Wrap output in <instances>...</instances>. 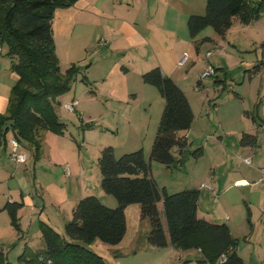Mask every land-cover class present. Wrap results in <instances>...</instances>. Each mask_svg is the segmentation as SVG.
<instances>
[{"label":"rangeland","instance_id":"1","mask_svg":"<svg viewBox=\"0 0 264 264\" xmlns=\"http://www.w3.org/2000/svg\"><path fill=\"white\" fill-rule=\"evenodd\" d=\"M185 1L191 4L189 12L205 13L206 0ZM95 22L101 25L99 19ZM178 29L188 40V56L183 65L175 69L173 79L186 93L195 118L191 128L181 133L186 134L190 142L183 161L167 166L152 160V175L169 193L200 189L199 217L211 222H226L233 236L239 239L237 250L245 264H264V131H259L260 137L253 150L242 152L239 143L242 132L254 133L248 130L258 129L260 122L258 118L253 123L246 112L253 111L264 98V67L251 72L264 60V14L250 24L235 19L224 35L208 26L192 38L185 19ZM54 37L62 71L74 63L80 67L71 90L56 99V111L66 123L65 132L60 135L66 143L63 147L58 145L65 163L59 167L52 164L47 158L50 155L47 144L43 145L39 160L34 158L31 146L22 145L27 160L21 164L0 151V159H4L3 166L8 170V173L0 171V206L12 196L21 199V188L35 201L33 207L20 211L19 230L11 223L7 212L0 210V238L4 242L0 243V249L5 250L7 260L12 263L18 261L26 246L33 251L44 246L41 222L66 236L65 224L71 220L80 198L93 194L101 201L117 203L116 198L101 187L98 165L101 150L104 146H114L119 157L143 148L149 160L165 106L159 89L143 81L139 69L142 65L136 66L135 57L139 55L134 50L123 54L126 60L123 64L131 68L125 73L130 95L109 98L100 93L105 85L94 80V76L102 74L107 64L115 66L117 54L110 55L106 46L99 50L101 46L96 44L85 49L84 38L78 39L77 32L73 36L56 32ZM5 53L4 47L0 56L7 58L10 64L11 58ZM103 57L107 59L103 61ZM99 58L102 62H97ZM92 62L91 77L87 66ZM209 64L214 67V73L203 78ZM84 75L90 83L82 80ZM15 82L10 68L7 73L0 71V94L10 97ZM73 98L80 103L77 111L64 107V103ZM256 111L260 117L264 115V99ZM48 132L52 131L45 133L44 142ZM11 136L9 132L7 139ZM201 146L204 155L196 158L194 151ZM172 153L176 159L181 157L177 146L172 148ZM246 157L252 158L251 165L245 162ZM80 165H83V175ZM242 176L250 181L261 180L256 186L242 181L235 183ZM159 206L162 210V204ZM126 214L128 230L122 242L111 245L98 239L86 244L101 255L106 264H161L166 261L178 264L186 258L191 264H200L198 260L202 254L195 249L182 250L172 245L153 248L147 240L150 220L141 218L139 204L128 206ZM162 217L164 219L163 212ZM17 232L20 237L14 240Z\"/></svg>","mask_w":264,"mask_h":264},{"label":"trees","instance_id":"2","mask_svg":"<svg viewBox=\"0 0 264 264\" xmlns=\"http://www.w3.org/2000/svg\"><path fill=\"white\" fill-rule=\"evenodd\" d=\"M77 2L0 0V44L3 50L5 47L6 56L11 58L10 69L18 75L7 110L0 114V142H7L11 132V137L33 148L36 160L40 159L45 133L52 131L63 135L66 129V123L56 111V99L71 90L80 67L74 63L62 71L53 20L58 8H68ZM263 14L264 0H206L205 13L191 14L187 25L192 38L208 26L224 35L235 19L250 24ZM262 67L264 60L251 72ZM142 78L159 89L165 106L149 160L143 148L119 157L111 145L101 150L98 158L101 187L116 198L117 206L109 207L93 194L84 196L74 207L71 220L65 224L66 236L41 222L44 246L36 251L26 246L16 263L8 261L0 249V264H106L103 257L86 244L98 239L111 245L119 244L128 228L126 208L132 204H139L141 218L150 220L147 240L151 246L197 249L202 254L198 260L200 264H245L237 250L239 239L233 236L230 226L198 216L199 189L169 193L153 177L152 160L167 166L183 161L190 142L187 135L181 133L191 128L195 115L184 90L159 66L144 72ZM82 80L90 83L86 75ZM263 99L253 111L246 112L255 121L259 115L256 109ZM240 143L255 146L257 136L244 132ZM175 146L180 149L179 159L172 153ZM203 155L202 146L194 151L196 158ZM23 206V201H7L3 207L18 230L19 211ZM178 264H191V260L185 259Z\"/></svg>","mask_w":264,"mask_h":264},{"label":"crops","instance_id":"3","mask_svg":"<svg viewBox=\"0 0 264 264\" xmlns=\"http://www.w3.org/2000/svg\"><path fill=\"white\" fill-rule=\"evenodd\" d=\"M190 8L191 4L185 0H112L111 2L109 0H78V2L71 7L58 8L55 11L53 31L54 36H56V32L64 36H73L77 32L78 39L84 38L82 41H84L85 49H89V47L96 44L101 46L99 47V50L106 46L110 55L117 54L118 62L115 66L111 67L110 64L105 65L104 72H102V74L100 73L99 76H94L96 77L94 80L98 83L100 81L103 85H105V88H103L102 91L100 90L102 95L109 98H127L130 94H128L129 85L127 83V75L125 73H129L131 68L126 64H123L126 61L123 54L127 51L129 52L131 49L137 52V55L139 56L135 57V61L138 62L136 66L140 64L142 65L139 67L141 73L159 66L165 74L173 78L175 69L178 66H182L185 57L188 56L186 51V47H188V40L184 38L183 32L179 31L178 28L179 24H183L184 19L188 21L191 14L197 13L189 12ZM98 19L101 21L100 26H98L95 22V20ZM141 51H143V53H141ZM101 59L104 61L107 57H103ZM97 62L102 61L99 58L97 59ZM93 64L94 62L87 66L90 76ZM9 65L11 66V63L9 64L8 59L0 56V71L7 73V70L10 68ZM136 68L138 69V67ZM11 74L16 81L18 75L12 70ZM9 98L10 97L5 94H0V114L7 110ZM258 118L260 119L258 129L248 130L257 133H255L257 136V143L260 137L259 131H264V115L261 117L258 115L257 119ZM252 122L256 123L257 120H253ZM62 138L63 137H60V135L48 132L46 134V140L43 144L45 146L47 144V148L49 147L48 150L50 155L47 158L50 159L52 164L54 163L57 167L65 163L64 155L58 146L62 145L63 147L65 141H63ZM240 139L241 137L239 138V143ZM68 144L71 145L70 143ZM240 145L241 148H243L242 152H245L248 149L253 150L254 148V146H243L241 143ZM1 150L9 157L11 151L10 138L7 142H0V151ZM2 159L3 158L0 159V171L5 170V172L8 173L6 166H3L4 159ZM248 159H251V161L248 162ZM245 162L251 165L252 158L246 157ZM80 171L83 175V165H80ZM54 175L57 176L56 173H54ZM259 180H261V178ZM259 180L250 181L247 177L242 176L237 178L235 183L242 181L247 184L249 183L251 186H256V183H258ZM21 197V199L17 200L15 196H12V199L7 201H23V208L33 207L35 205L33 198L29 194L25 193L22 188ZM102 201L109 207H116L118 204V202L116 203L110 200H108V202H105L104 200ZM4 205L0 206L1 211L3 210ZM3 211L7 212L6 210ZM19 237V232H17L14 235V240ZM0 243L2 245L4 244L2 238H0ZM195 250L201 254L199 250ZM3 251L5 253L4 249ZM161 264H169V262H161Z\"/></svg>","mask_w":264,"mask_h":264},{"label":"built area","instance_id":"4","mask_svg":"<svg viewBox=\"0 0 264 264\" xmlns=\"http://www.w3.org/2000/svg\"><path fill=\"white\" fill-rule=\"evenodd\" d=\"M2 51H3L2 45L0 44V54L2 53ZM213 73H214V67L209 64L205 72L202 74V77L204 78ZM78 105H79V100L76 98H74L70 102L64 103V107L70 111H76ZM10 145H11L10 158L17 164L24 163L27 160V154L22 151L21 143L16 138L11 137ZM247 161L250 162L251 159H248Z\"/></svg>","mask_w":264,"mask_h":264}]
</instances>
